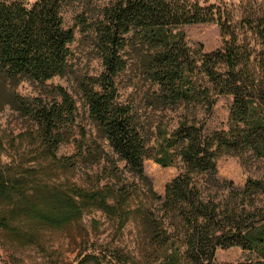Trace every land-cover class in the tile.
Returning a JSON list of instances; mask_svg holds the SVG:
<instances>
[{
  "label": "trees",
  "instance_id": "1",
  "mask_svg": "<svg viewBox=\"0 0 264 264\" xmlns=\"http://www.w3.org/2000/svg\"><path fill=\"white\" fill-rule=\"evenodd\" d=\"M98 1L0 0V109L9 104L25 119L17 143L34 148L0 164V198L7 204L0 210V228L32 240L39 229L63 230L97 209L117 229L130 220L138 223L139 255L93 243L71 263L52 259L49 264H264V0ZM75 2L83 3L76 24L93 32L101 62L95 75L77 74L73 67L74 30L65 25L63 11ZM198 23L218 27L219 48L204 52L201 44L172 34L171 27ZM129 47L137 51V65L149 82L143 96L145 110L154 114L146 117L149 124L121 99L116 83L128 64ZM67 75L109 149L97 140L83 143L87 134L77 120L74 95L47 83ZM23 81L36 88L34 95L15 92ZM218 95L232 97L227 128L207 133ZM170 115L176 119L173 128ZM70 142L76 152L59 154ZM223 154L242 163L254 159L263 166L262 176L247 177L241 191L212 193L218 184L216 160ZM149 158L180 165L163 198L144 174ZM79 162L98 166L95 177L85 174V186L44 180ZM234 245L256 252L258 259L215 261L217 248Z\"/></svg>",
  "mask_w": 264,
  "mask_h": 264
},
{
  "label": "rangeland",
  "instance_id": "2",
  "mask_svg": "<svg viewBox=\"0 0 264 264\" xmlns=\"http://www.w3.org/2000/svg\"><path fill=\"white\" fill-rule=\"evenodd\" d=\"M33 2L35 0H27ZM108 0H100L97 4H104ZM199 2H219L226 0H197ZM92 7V6H91ZM83 3L75 2L73 5L65 7L63 11V19L65 25L72 27L74 30V41L71 44L73 56V67L77 74L95 75L101 71L100 59L93 47V32L83 31L76 24L75 14L81 12ZM92 12L97 9L91 8ZM173 35H182L184 40L189 44L197 46L202 45L204 52L213 51L221 46V36L218 27L213 23L186 24L177 27H171ZM138 46V45H136ZM139 48V47H136ZM136 50L129 47V59L126 68L118 74L116 83L124 102H129L137 108L141 119L149 124V119L153 117L152 112H147L143 104V96L148 89L149 82L144 81L140 69L136 62ZM50 85H61L74 95L79 107L78 122L87 134L83 143H89L92 140L105 145L109 149L106 142L96 135V129L85 112V108L78 96L75 94V83L72 76H55L48 82ZM8 87V85H7ZM3 89H0V96ZM15 92L23 96H32L36 92V88L27 81L19 83L15 87ZM232 97L229 95H218L212 107L211 113L205 123V131L210 133L217 129L227 128V120L229 115ZM0 101V105H1ZM159 114V112H156ZM170 119V128L176 124V119L167 116ZM27 122L21 117L16 110L9 104H4L0 109V164H6L11 161L12 157H16L18 153L29 154L34 148L27 144L17 143V135L24 131ZM153 130V126L151 127ZM74 137L79 139L80 134L78 128L75 129ZM150 144H154V136L150 134ZM16 138L15 149L12 148L11 142ZM75 144L70 142L60 146L58 153L62 155H71L75 153ZM43 165L47 160L40 157L37 158ZM36 161H30L28 164H35ZM38 162V163H40ZM103 162V161H102ZM123 167L124 163H119ZM144 174L152 184L156 194L163 198L164 188L180 171V165L163 166L154 158L144 161ZM263 166L258 164L254 159L247 160L242 163L237 156L223 154L216 160V177L218 184L213 187L212 193H218L221 196L227 195L230 191H241L243 189L247 177L258 178L262 176ZM98 172L96 163L84 164L77 163L71 171H57L51 178L44 177L45 181L52 183L62 182L69 179L79 185H86L85 174L89 173L95 177ZM261 172V173H260ZM124 175L133 179L128 171ZM96 180V178H93ZM107 179H102L105 182ZM138 182L137 179H134ZM145 186V185H144ZM142 187L145 191V187ZM145 203L148 200L145 199ZM157 204L159 200L155 199ZM6 202L0 198V210L6 207ZM138 223L135 220L128 221L122 229H117L112 220H109L105 214L97 209L90 210L83 216L72 222L63 230L39 229L35 233L34 239H27L26 235L20 233H8L0 228V264H49L52 259L59 262L71 263L79 251L90 248L95 243L97 246L106 245L108 247H120L124 251L132 255L138 256L142 239L139 233ZM214 259L217 262H242L254 261L258 259V254L243 247L234 245L230 247L217 248L214 253Z\"/></svg>",
  "mask_w": 264,
  "mask_h": 264
}]
</instances>
